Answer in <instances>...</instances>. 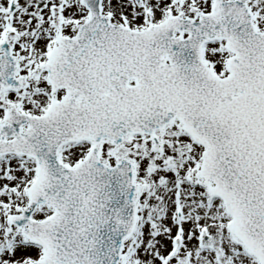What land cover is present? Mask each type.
I'll use <instances>...</instances> for the list:
<instances>
[{
  "label": "snow or ice",
  "instance_id": "snow-or-ice-1",
  "mask_svg": "<svg viewBox=\"0 0 264 264\" xmlns=\"http://www.w3.org/2000/svg\"><path fill=\"white\" fill-rule=\"evenodd\" d=\"M0 264H264V0H0Z\"/></svg>",
  "mask_w": 264,
  "mask_h": 264
}]
</instances>
